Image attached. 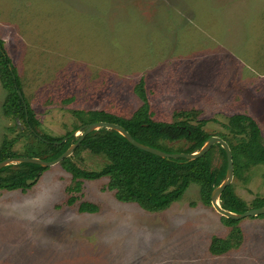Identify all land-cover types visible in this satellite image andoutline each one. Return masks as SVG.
Listing matches in <instances>:
<instances>
[{"label":"rangeland","instance_id":"1","mask_svg":"<svg viewBox=\"0 0 264 264\" xmlns=\"http://www.w3.org/2000/svg\"><path fill=\"white\" fill-rule=\"evenodd\" d=\"M0 40L40 134L64 137L80 127L77 112L130 117L142 106L135 87L143 81L154 120L194 110L209 120L208 135L235 144L222 125L244 114L264 144V0H0ZM6 97L0 81V146L15 140L11 150L22 154L34 139L4 115ZM70 159L90 172L108 164L76 148ZM212 159L219 167L218 148ZM240 174L234 194L254 209L264 165ZM108 183L72 179L57 164L25 190H0V264H264V215L227 224L197 184L148 212L118 201ZM81 203L96 211L79 212ZM238 229L239 243L231 239ZM213 238L234 247L213 255Z\"/></svg>","mask_w":264,"mask_h":264},{"label":"trees","instance_id":"2","mask_svg":"<svg viewBox=\"0 0 264 264\" xmlns=\"http://www.w3.org/2000/svg\"><path fill=\"white\" fill-rule=\"evenodd\" d=\"M0 81L7 92L3 105L6 117H15L25 125L26 133L34 142L24 153L17 154L11 150L12 142L4 140L0 146V162L12 157L38 158L52 161L64 153L73 143V133L81 127L95 122L114 123L121 126L138 143L159 149L166 153H194L199 151L210 137L204 127L209 120L197 119L194 110H181L173 114L174 122H162L153 119V113L145 98L144 82L135 87V92L143 101L130 117H120L105 111L77 112L80 127L67 133L64 137H51L38 133V121L32 109L21 100V86L15 68L5 54L0 40ZM22 96V93H21ZM23 98V96H22ZM216 122L215 120H213ZM232 135L235 144H231L225 136L224 140L232 154L233 174L241 176V171L251 166L264 165V144L257 123L249 116L235 114L227 118L222 125ZM184 143L182 148L172 149L166 143ZM218 148L222 155L219 167L213 166V152ZM78 150H88L91 154L103 156L107 161L100 171H84L74 164L70 157L59 163L70 173L72 179L96 180L108 177V188L114 191L115 198L124 203H135L148 212L167 209L173 202L179 200L190 184H197L206 202H210L211 192L221 184L226 174V155L220 145L211 146L208 152L194 160L185 158H162L142 151L131 145L117 131L100 128L89 133L76 147ZM12 165L0 170V190H25L27 180L37 178L46 168L35 164L17 163L18 168L9 171ZM219 204L222 209L232 213H242L248 210L245 203L234 194L231 184L221 193ZM264 206V199H256L253 208ZM81 213H93L96 207L90 203H81L78 208ZM227 224L235 220L225 219ZM238 229L231 237L239 236ZM234 247L228 240L213 238L210 253L220 255Z\"/></svg>","mask_w":264,"mask_h":264},{"label":"water","instance_id":"3","mask_svg":"<svg viewBox=\"0 0 264 264\" xmlns=\"http://www.w3.org/2000/svg\"><path fill=\"white\" fill-rule=\"evenodd\" d=\"M17 94L21 98V100L23 101L21 93L18 91ZM100 128H105L108 130L117 131L120 135H122L134 147H136L142 151L148 152L150 154H153L155 156L162 157V158H173V159L185 158L188 160H194V159H197V158L205 155L208 152V150L211 148V146H213L215 144L220 145V147L224 150L225 155H226V165H227L226 166V174H225V178L221 182V184L219 186H217L210 194L211 206L213 207V209L218 214L225 217L226 219H231V220H240V219L246 218V217H257L260 215H264V206L259 207V208L249 209V210H246L242 213H232V212L226 211V210L221 208V206L219 204L220 195H221L222 191L232 183L234 174H233V162H232L231 150H230L228 144L224 140H222L221 138L216 137V136H210L206 140L203 147L199 151H196L194 153H190V154L166 153V152H163L159 149L151 148V147H148V146H145V145L138 143L137 141H135L130 136V134L127 131H125L121 126H119L117 124L107 123V122H95V123L88 124L82 130H80V129L77 130V131H80L79 132L80 135L78 136V138L77 139L73 138L72 139L73 143L70 145V147L64 153H62L59 157H57L56 159H54L52 161H43V160L38 159V158L12 157V158H7V159L0 162V170L5 166H8L10 164H16V163L35 164V165H39V166L44 167V168L57 165L61 161H63L64 159L70 157L72 155L74 149L78 146V144L89 133H91L92 131L98 130ZM33 181H35V178L31 179V180H27L26 184L29 185Z\"/></svg>","mask_w":264,"mask_h":264}]
</instances>
